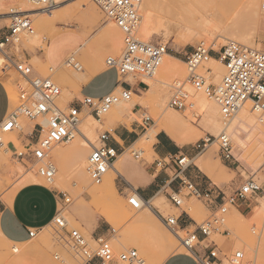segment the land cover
I'll list each match as a JSON object with an SVG mask.
<instances>
[{
    "label": "rangeland",
    "instance_id": "obj_1",
    "mask_svg": "<svg viewBox=\"0 0 264 264\" xmlns=\"http://www.w3.org/2000/svg\"><path fill=\"white\" fill-rule=\"evenodd\" d=\"M263 5L264 0H259L253 6V12L255 13L252 15L256 14L259 19V28L251 22L252 15L246 16L243 11H238V15H235L233 8H236L231 6L223 14L236 16L238 28L221 27V30H217L199 24L182 28H173L170 25L171 30L168 31L166 29L169 24L167 25L165 20H162L164 19L162 15L166 11H161L163 7L158 4L160 10L158 9L157 13H154L155 21H152L153 29L150 31L148 38L140 33L141 15L135 34L136 38L143 43L165 45L168 49L167 55L179 60L181 63H170L175 71L172 75L170 74L171 76L165 75L161 69L163 58L160 67L151 77H127L126 81L131 85L139 81L143 82L146 85L145 90L139 96L132 94L130 101L115 105L106 115L102 116L100 122L94 119L88 110H82L80 124L82 121H86L87 124L86 135L84 134V137H86L83 138L88 139L92 145L97 146L98 137L109 128L112 121H122V117L127 116L130 119L142 122L145 117H150L151 122L148 126H144L139 140L130 149L119 155L121 156V164L124 159H128L131 164L144 166L143 163L150 165L154 160L152 145L155 136L160 132H165L172 139L177 136L181 137L184 144L186 143L187 147L192 149L196 143L206 137H211L213 141V138L226 134L231 141L234 157L232 160L222 161L219 156V146L214 142L196 157L193 162L194 165L200 166L206 163L211 169L218 170L219 175L227 179L221 183H214L219 187L225 186L230 190L236 189L245 181L253 179L264 188V113L258 114L251 111V104L246 103L235 115L225 119L221 115L218 106L211 99L204 93L195 91L187 83L188 71L185 65V57L200 42L215 44V51H218L229 42H235L264 53ZM12 6L16 7L17 10H26L27 7L35 9L25 0H0V32L4 31L10 24L11 15L9 10ZM143 7L142 4L141 11ZM163 9H167L166 6ZM86 10H89L91 15L94 16L93 19L81 13ZM56 11L53 14L54 17L45 19L46 21L41 20L38 22L31 15V32L21 35L19 42L15 43L7 52L10 55L17 56L22 61H26V58L30 59L28 63L32 66L36 75L51 79L61 91L56 104L60 109H65L68 107V103L77 96L73 79L85 71L107 69L106 60L108 58H119L121 56L123 37L119 29L113 23L107 21L98 7L90 0H68L63 7ZM178 12H173L172 15H179ZM167 16L164 14L165 19L170 20L172 18H167ZM162 21L164 22L162 24H165L164 26L160 25ZM195 22L198 23L199 19L195 18ZM63 31L77 33L83 37L86 44L82 51L76 53L73 57L80 70L73 66L63 67L62 72H60L61 79L57 80L54 78V73L49 71L48 66L41 63L39 56L44 53L41 50L42 46L46 45L47 41L56 33ZM242 31H244V35H241ZM208 62L201 64L196 73L205 79L207 85L216 87L220 84L225 69L221 67L220 73L216 76L207 68ZM2 63H4V59L0 53V69ZM0 79L5 84L10 100L9 111L11 112L18 105L17 86L23 85L24 82L13 69H8L5 73L0 71ZM178 83H181L188 95L187 108L184 111H176L168 107L169 100L174 94ZM118 91L119 89L116 92ZM136 111L138 116L133 115ZM244 115L251 116L253 120L252 123L243 127V129H247L246 132L240 130L243 148L241 151H237V132H234L232 119H238ZM105 120L106 124L102 127L101 123ZM172 122L175 123L174 128ZM37 123H40V120L29 121L25 117L19 116V130L2 135L3 142L6 144L14 138L16 142L12 140L16 143L14 144L15 147L21 151L22 144L31 141L30 135L33 139L36 138L34 126ZM258 128H261L263 133L257 130ZM84 139L76 134L70 143L57 145L50 149L49 157L56 168L55 179L51 185H48L38 175L39 165L21 163L15 160L12 153L6 151L7 149L0 152V199L4 201L7 194L13 191L12 189L15 190L25 176L34 177L36 184L31 186L46 189L56 195L58 200L56 215H61L67 222L65 231L59 230L52 222L39 231H35V237L23 244L0 242L4 248L0 251V264L75 263L73 252L66 244V233L71 230L79 231L87 241H91L93 232L107 233L110 229H114L116 234L110 237V243L115 255L129 250H136L139 256L144 259L145 264H161L165 257L176 253L190 254L181 245L180 240L173 235L174 233L163 224L155 210L156 214L153 210L149 211L145 205L140 210H135L128 204V198L133 196V190L131 187L124 185L127 183L125 180L114 174L110 190L107 194L104 193L102 185L109 172H113L112 170L107 172L101 184L92 183L87 173V160L91 150L90 148L82 149L79 147L81 140ZM57 150L63 153L60 154L58 160H55L53 153ZM67 151L69 154L65 153ZM133 153H140V159L135 160ZM195 155H197L196 151ZM240 157L246 163L241 161ZM81 165L84 170L78 171ZM246 165L247 168H250L244 167ZM225 167L230 170H226ZM124 187L127 188L126 196L121 194ZM61 193L70 199L69 203L64 202ZM160 203L161 211L159 213L164 218L178 215V210L174 209L162 196ZM148 206L152 209L151 204H148ZM41 208L39 215H46L51 206L45 204ZM181 210L188 212L197 224L207 220L210 215L203 204L195 200H185ZM223 230H227L229 235H222L221 231ZM192 231L193 229L186 232L177 230L175 233L178 234L176 235L178 238L184 239ZM170 232L176 238L175 242L178 241L175 244L178 243L179 248H171L170 245L164 242L163 237H170ZM210 241H214L220 251V261L217 264H231L230 262L237 252H241L244 257L241 264H264V200L258 199L244 213L230 209L224 216L220 233L212 235Z\"/></svg>",
    "mask_w": 264,
    "mask_h": 264
},
{
    "label": "built area",
    "instance_id": "obj_2",
    "mask_svg": "<svg viewBox=\"0 0 264 264\" xmlns=\"http://www.w3.org/2000/svg\"><path fill=\"white\" fill-rule=\"evenodd\" d=\"M36 11H44L56 6V0H26ZM103 14L105 19L115 25L123 37V52L119 58H108L106 66L114 69L120 77H151L160 67L164 56L168 54L165 45L143 43L135 34L140 23V11L144 0H90ZM264 10V5L262 6ZM31 15L26 13L13 14L10 17L9 26L0 32V53L4 63L0 71L5 73L13 69L23 80V85L17 86L18 105L9 111L6 118L0 124V152L12 153L15 160L21 163H33L39 165L37 173L44 181L51 185L54 182L56 168L49 157L51 148L57 145L70 143L77 134L81 122V112L86 109L98 122L115 105L131 100L130 90L119 89L101 99L83 98L77 103L68 105L65 109L57 106L56 100L60 96V88L49 78L36 76L32 66L27 61L20 60L7 51L19 42L20 36L30 33L32 30ZM215 44L198 43L193 51L185 57V65L188 71L187 83L197 92L204 93L219 108L221 115L227 119L241 110L246 103L251 104V111L258 114L264 113V53L253 48L229 42L218 51L214 50ZM219 61L225 74L216 87L206 84L203 77L196 73L198 67L210 61ZM69 60V59H68ZM74 58L67 61L68 66L80 70ZM144 85V84H143ZM146 87V85H144ZM188 95L183 86L178 83L174 94L169 100L168 107L176 111H184L187 108ZM23 116L29 121L40 120L34 126L36 138L30 135V140L22 144L19 151L13 142L4 143L2 135L19 130L18 117ZM43 122V123H42ZM144 126L151 122L150 117L143 119ZM109 137L103 133L98 137V145H90V154L87 160V173L93 184L102 183L104 176L112 168L119 157V152L108 146ZM216 142L219 146V156L224 162L232 160V146L230 137L222 134L217 138L206 137L196 143L193 149L197 155L203 153L210 145ZM135 160L140 159V153H133ZM177 172L174 180L178 181L179 189L168 196V202L172 207L181 209L186 200H195L205 205H216L209 218L197 224L184 239H180L181 245L192 255L196 264H217L220 251L210 237L220 233L224 223V216L230 209L238 211V205L264 200V188L253 179L245 181L240 187L229 192L218 187H208L201 190L185 177V171L191 161L185 156L174 158ZM161 166V162L157 163ZM133 196L128 198V204L135 210H140L142 204L138 200V193L133 190ZM139 196V195H138ZM65 203L70 199L61 193ZM140 197V196H139ZM141 198V197H140ZM142 199V198H141ZM143 200V199H142ZM144 201V200H143ZM147 202V201H146ZM217 202V203H216ZM239 212V211H238ZM240 213V212H239ZM1 214V210H0ZM175 235L177 231V219L174 217H160ZM53 223L59 230L65 231L67 222L61 215H56ZM180 231V230H179ZM29 238L35 237L36 232L30 231ZM116 231L110 229L105 235L91 237L87 241L77 230L66 233V244L73 252L72 264H145L136 250H129L115 255L110 237ZM222 235H229L227 230L221 231ZM243 254L237 252L231 264H241ZM58 260V258H56Z\"/></svg>",
    "mask_w": 264,
    "mask_h": 264
},
{
    "label": "crops",
    "instance_id": "obj_3",
    "mask_svg": "<svg viewBox=\"0 0 264 264\" xmlns=\"http://www.w3.org/2000/svg\"><path fill=\"white\" fill-rule=\"evenodd\" d=\"M67 1L60 7H57L56 10L63 7ZM81 13L85 16H90L91 19L94 18L89 10ZM85 44L83 37L75 32H58L47 41L45 49H41L44 53L39 56L40 61L42 64L48 66L50 72L54 73L55 79L60 80V72H62L63 67L68 66L66 64L67 60L70 57H74L76 53L81 52ZM26 61L29 62L30 59L26 58ZM126 78L120 77L114 69L109 68L105 70L85 71L73 79L74 88L77 89V96L68 105L77 103L85 97L101 99L116 92L118 89L130 90L132 94L138 96L145 90L143 82L139 81L131 85L126 81ZM9 109V96L4 82L0 79V124L6 118ZM133 115L138 116L137 111ZM168 123L171 125L170 122ZM105 124L106 120L101 123V126L104 127ZM174 124L172 122L173 128L175 127ZM143 129V122H138L137 120L123 116L122 121H112L109 124V128L104 131L109 137L106 144L116 149L121 155L139 140ZM12 139L14 141L16 140L14 138ZM14 141L11 142L16 144V141ZM152 152L154 154V160L150 165L146 163H143L144 166L134 165L128 159H124L121 164V156H119L118 161L114 163V168L116 163H118V173L115 175L120 176V178L127 182L124 184L125 186L137 191L138 195L144 200L142 202L145 206L149 207L148 204H151L152 209L149 208L154 213L156 211L159 214V218L163 217L159 213L161 211V196L168 201V196L179 189L178 181L173 179L177 172L174 158L179 156H185L191 161L185 171V177L198 188L205 190L208 187L215 186L227 192L230 191L225 186L219 187L214 184L227 180L224 176L219 175L220 172L218 170L211 169L206 163L200 166L194 165L193 162L197 157L195 151L191 147H187L181 137L177 136L172 139L165 132L158 133L153 141ZM158 162H161V166L159 167L157 166ZM225 168L226 170H230L227 167ZM80 170L83 169L80 167ZM31 185L20 189L11 199L10 203L0 199V242L12 244L26 243L31 240L28 234L30 231H39L53 222L58 205L56 195L51 191ZM126 190L127 188H122L121 194L125 195ZM45 204L50 205L51 208L46 215H39L42 209L41 206ZM203 206L208 212H211L216 205L203 204ZM248 207L249 203H242L238 205V211L244 213L248 210ZM176 210L179 212L178 215L171 217L177 219V229L180 232L190 231L191 229L193 231L196 230L197 223L188 212L181 209ZM154 216L156 217V215ZM105 234L93 232L92 237ZM3 249V246L0 244V251ZM162 264H196V261L190 254L176 253L168 256Z\"/></svg>",
    "mask_w": 264,
    "mask_h": 264
},
{
    "label": "bare ground",
    "instance_id": "obj_4",
    "mask_svg": "<svg viewBox=\"0 0 264 264\" xmlns=\"http://www.w3.org/2000/svg\"><path fill=\"white\" fill-rule=\"evenodd\" d=\"M66 1L67 0L55 1L56 6L54 8L44 10V11H40V12L36 11V9H31L29 7L25 8L26 10H24V9L23 10H17L16 7L12 6V7H10L9 14L13 15V14H20V13H26V14L31 13L30 15H33L34 18H36L38 20V22L41 20L46 21L48 18H53L54 17L53 14L55 13L56 8L60 7ZM256 1L258 2L259 0H256ZM256 1L255 0H144L143 1L144 7L142 8V11H140V16L142 15L140 33L145 38H148L150 31L153 29L152 28V21L154 20V13L156 14L157 13L156 11L159 9L157 6L158 4L163 8H164V6H166L167 9L161 8V11L165 10L166 12L165 13L163 12V13L166 16L168 15L167 18L168 17H172V18L170 20L165 19L164 14L161 13V14H163L162 18H164L162 20L163 21L165 20V23H167V25L169 24V26L171 25L173 28L192 27V26H196L197 24H199V25H204V26L219 30L221 27L238 28L237 23H236V16L235 17H234V15L231 16V14H230V16L224 15L231 6H234L236 8V9L233 8V12H235V15L236 14L238 15V11L239 12L243 11L246 16H251L252 14L255 13V12H253V6H254V3ZM177 11H179L177 13L179 15L173 16L172 13L177 12ZM254 16L252 18L251 17H249V18H251L252 19L251 22L256 27L259 28L260 27V21L257 18L256 14ZM195 18L199 19L198 23L195 22ZM159 20H157V21H159ZM163 21L161 22L160 25L164 26L165 24H162V23H164ZM169 26L167 29L165 28L168 31L171 30L170 29L171 26L170 27ZM165 27H167V26H165ZM102 34H104V33H102ZM241 35H244V31H242ZM41 46H42V44H41ZM42 49L43 50L45 49V45L42 46ZM71 58L72 57H70L69 60H71ZM69 60H67V61H69ZM67 63L68 62H66V64ZM170 63L180 64L181 62L179 60L172 58L169 55L164 56V61L162 63L161 69L165 73V75H168V76H171L172 73L175 72L174 68L171 66ZM221 67H223L222 64H220L218 61H216L214 59H211L210 62H208V64H207V68L211 71V73H214L216 76H218V74L220 73ZM158 83H161V82H158ZM161 84H163V83H161ZM180 85H181V83H180ZM166 86H169V85H166ZM160 92H162V91H160ZM161 94H163V92ZM232 120H233L234 132L235 131L237 132L236 149H237V151H241V149L243 148V139L240 137V135H242V133H240V130H242V131L245 130L244 132H246L247 129H243V127L249 123H252L253 119L249 115H244L238 119L234 118ZM232 120H231V122H232ZM257 130L261 131V128H258ZM86 131H87L86 121H82V123L79 126V129H77V135H79L80 138L84 139L86 137V136L84 137V134L86 133ZM10 140L13 141L12 139H10ZM89 145H90V142L88 141V139H84V140H81L79 147L82 149H84V148L86 149V148L90 147ZM62 153H60L59 150L55 151L53 153L54 159L58 160V158H60V154H62ZM65 153L67 154L69 152L67 151ZM240 159H241V161L246 163L244 161V159H242L241 157H240ZM247 165L244 167L247 168ZM248 168H250V167H248ZM77 169H76V171H77ZM81 169L84 170L82 165H81ZM110 170H112L114 173L109 172L106 180L104 181V183L102 185V189H103L104 193H106V194L110 190L114 174L118 173V163H116L115 168H114V166H112V168ZM78 171H79V169H78ZM19 172H20V170H19ZM118 177H120V176H118ZM35 183H36V179H34V177L32 178L29 176H25L21 180V182L17 186V188L15 190L12 189L13 191H11L9 194H7V196L4 199L5 202L10 203L11 199L15 196V194L20 189H22L28 185L35 184ZM136 196H137L138 200L140 201V203L142 204V207H143L144 201L138 195H136ZM147 208L149 209V211H151V209L149 207H147ZM173 235L175 237H177V239L180 240V238H178V236H176L175 234H173ZM174 236H172L171 232H170V237L164 236L163 240L166 244L170 245L171 248H179L178 243H177V245L175 244L178 241L175 242L176 238ZM166 258L167 257H165L162 260L161 264L163 263V261Z\"/></svg>",
    "mask_w": 264,
    "mask_h": 264
}]
</instances>
